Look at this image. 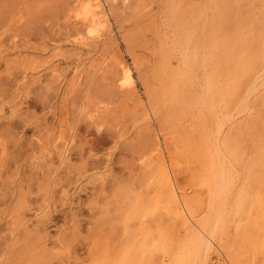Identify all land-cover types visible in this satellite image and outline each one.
<instances>
[{
  "label": "rangeland",
  "instance_id": "374dc122",
  "mask_svg": "<svg viewBox=\"0 0 264 264\" xmlns=\"http://www.w3.org/2000/svg\"><path fill=\"white\" fill-rule=\"evenodd\" d=\"M88 1L0 0V264H264V0Z\"/></svg>",
  "mask_w": 264,
  "mask_h": 264
},
{
  "label": "bare ground",
  "instance_id": "6f19581e",
  "mask_svg": "<svg viewBox=\"0 0 264 264\" xmlns=\"http://www.w3.org/2000/svg\"><path fill=\"white\" fill-rule=\"evenodd\" d=\"M211 1H212V0H211ZM86 2H87V1H86ZM86 4H87V3H86ZM86 6H87V5H86ZM89 8H93L94 12H93V11L91 12L90 10H88ZM85 9H86V10H85V14H84V13H83V14L86 15V16L84 17V19H86L87 22H85L83 25H89V24L91 25V23H92L93 20L95 19V17H94V16L96 15L95 13H97V14H98V13H101V14H102V12H103L102 9H101L100 1H99V0H89V1H88V6H87V8H85ZM86 11H87V12H86ZM105 11H106V10H105ZM89 13H90V14H89ZM106 14H107V12H106ZM89 15H91V17L88 18ZM80 16L83 17L82 13H81ZM96 16H97V15H96ZM187 17H188V16H187ZM77 18H78V17L76 16V19H77ZM100 19H101V18H100ZM102 20H103V19H102ZM186 20H187V18H186ZM77 21L79 22V20H77ZM243 27H244V24H243ZM243 32H244V31H243ZM211 33H212V32H211ZM235 33H236V32H235ZM240 33H241V32H240ZM93 34H94V30H90V34H89V36H92ZM197 34H198V32H197ZM208 35H209V34H208ZM213 35H214V33H213ZM190 36H192V35H190ZM210 36H212V35H210ZM216 36H217V35H216ZM238 36H239V35H238ZM244 36H246V39H247V38H248L247 36H249V34H248V35H247V34H246V35L244 34ZM185 37L187 38V35H186ZM195 37H196V36H195ZM195 37H194V35H193V38H195ZM213 37H214V36H213ZM241 37H242V34H241ZM251 37H253L252 34H251ZM186 38H185V39H186ZM196 38H197V37H196ZM209 38H211V37H209ZM242 38H245V37H242ZM259 38H260V37H259ZM261 38H263V37H261ZM261 38H260V39H261ZM81 39H83V38H81ZM81 39H80V40H81ZM90 39H91V38H90ZM90 39H89V40H90ZM246 39H245V40H246ZM86 40H87V39H86ZM193 40H194V39H193ZM208 40H209V39H208ZM238 40H242V39H241V38L239 39V37H238V38H237V41H238ZM256 40H257V38H256ZM82 41H83V40H82ZM84 41H85V40H84ZM191 41H192V40H191ZM197 41H198V39H197ZM212 41H214V40L212 39ZM231 41H232V40H231ZM235 41H236V40H235ZM237 41H236V42H237ZM242 41H244V40H242ZM261 41H262V40H261ZM80 42H81V41H80ZM92 42H93V41H92ZM207 42H209V41H207ZM245 42H246V41H245ZM81 43H82V42H81ZM87 43H88V42H87ZM90 43H91V42H90ZM180 43H181V42H180ZM189 43H190V42H189ZM78 44H79V43H78ZM84 44H85V43H84ZM181 44H182V43H181ZM184 44H185V43H184ZM194 44H195V43H194ZM218 44H219V43H218ZM232 44H233V43H232ZM238 44H239V42H238ZM238 44H236L237 47H238V46L240 47L241 44H239V45H238ZM242 44H243V42H242ZM256 44H258V42H257ZM256 44H255V45H256ZM259 44H260V43H259ZM81 45H82V44H81ZM85 45H86V44H85ZM176 45H177V44H176ZM185 45H188V43L185 44ZM189 45H190V44H189ZM191 45H192V44H191ZM208 45H209V44H208ZM225 45H226V44H225ZM244 45H245V44H244ZM248 45H249V44H248ZM252 45H253V44H252ZM252 45L250 46L251 49H253V50L250 49L251 51L255 52V51H254L255 49L258 50V48H255V47L252 48ZM86 46H87V45H86ZM198 46H199V45H198ZM246 46H247V44H246ZM258 46H259V45H258ZM258 46H256V47H258ZM222 47H224V46L222 45ZM229 47H230V46H229ZM229 47H226V48H229ZM241 47L243 48L242 45H241ZM248 47H249V46H248ZM211 48H212V47H211ZM224 48H225V47H224ZM233 48H234V53H235V48H236V47H233ZM259 48H260V46H259ZM187 49H188V48H187ZM191 49H192V48H191ZM209 49H210V48H208L207 51H209ZM244 49H245V48H244ZM244 49H242V50H244ZM248 49H249V48H248ZM213 50H214V49H213ZM213 50H212V51H213ZM229 50H230V48H229ZM229 50H228V51H229ZM239 50H240V48H239L237 51H239ZM228 51H227V52H228ZM259 51H260V50H259ZM197 52H198V51H197ZM209 52H210V51H209ZM231 52H233L232 49H231ZM241 52L243 53V51H241ZM241 52H239V53L241 54ZM245 52L247 53L248 51L245 50ZM245 52H244V53H245ZM249 52H250V51H249ZM257 52H258V51H256V53H257ZM187 53H190V52H187ZM210 53H211V52H210ZM210 53H209V54H210ZM215 53H216V52H215ZM224 53H225V49H224ZM228 53H229V52H228ZM239 53H237V55H239ZM246 53H245V55L247 56ZM250 53H251V52H250ZM256 53H253V55H255ZM258 53H259V52H258ZM179 54H180V52H179ZM212 54H213V53H212ZM230 54H231V53H230ZM197 55H198V54H197ZM205 55H206V54H205ZM223 55H224V54H223ZM228 55H229V54H228ZM231 55H233V54H231ZM231 55H230V56H231ZM245 55H244V56H245ZM251 55H252V54H251ZM257 55H258V54H257ZM257 55H256V56H257ZM181 56H182V55H181ZM188 56H189V54H188ZM213 56H214V55H213ZM216 56H217V55L215 54V57H216ZM220 56L222 57V55H220ZM220 56H219V57H220ZM239 56H240V55H239ZM244 56L242 55V58H243ZM246 56H245V57H246ZM210 57H211V56H210ZM215 57H214V58H215ZM224 57H225V56H224ZM231 57L234 58V56H231ZM236 57H237V56H236ZM248 57H250V55H249ZM253 57H255V56H253ZM187 58H188V57H187ZM207 58H208V56H207ZM216 58H218V56H217ZM216 58H215V60H216ZM226 58H227V57H226ZM251 58H252V57H251ZM256 58H257V57H256ZM256 58H255V59H256ZM259 58H260V57H259ZM261 58H263V57H261ZM183 59H184V57H183ZM189 59H190V58H189ZM209 59H210V58H209ZM221 59H222V58H221ZM239 59H240V58H239ZM243 59H244V60H243ZM243 59H242V60H243L244 62H246V61H245V58H243ZM246 59H247V57H246ZM252 59H253V58H252ZM252 59H251V60H252ZM185 60H186V58H185ZM211 60H213V59L211 58ZM211 60H210V61H211ZM224 60H225V58H224ZM224 60L222 59V61H224ZM234 60H235V58H234ZM237 60H238V59H237ZM242 60H241V61H242ZM253 60H254V59H253ZM253 60H252L251 62H253ZM210 61H208L207 63H210ZM216 61H217V60H216ZM219 61H220V60H219ZM225 61H226V60H225ZM225 61H224V62H225ZM227 61H228V60H227ZM238 61H239V60H238ZM243 61H242V62H243ZM247 61L250 62V59L247 60ZM188 62H189V61H188ZM188 62H187V63H188ZM194 62H195V61H194ZM217 62H218V61H217ZM244 62H243V63H244ZM219 63L222 64L221 61H220ZM219 63H217V64H219ZM231 63H232V62H231ZM205 64H206V63H205ZM210 64H211V63H210ZM217 64H216V66H217ZM225 64H227V63H224V65H225ZM237 64H239V62H237ZM241 64H242V63H241ZM248 64H249V63H248ZM222 65H223V64H222ZM222 65H221V66H222ZM224 65H223V67L226 66V65H225V66H224ZM235 65H236V64H235ZM252 65H253V64H252ZM184 66H185V65H184ZM188 66H189V65H188ZM211 66H212V65H211ZM238 66H239V65H238ZM240 66H241V65H240ZM247 66H248V65H247ZM250 66H251V65H250ZM122 67H123V72H124V73H123V77H122L121 82H120V86H121V87H123V86H126V87H127V84H131V83H132V78H131L130 70H129L127 67H125L124 65H123ZM186 67H187V66H186ZM217 67H219V65H218ZM230 67H231V65H230ZM248 67H249V66H248ZM208 68H209V64H208ZM227 68H228V67H227ZM240 68H241V67H240ZM240 68H239V69H240ZM243 68H245V67H243V65H242V68H241V69H243ZM184 69H185V68H184ZM189 69H190V68H189ZM189 69H188V70H189ZM209 69H211V68H209ZM216 69H217V68H216ZM222 69H224V68H221V70H222ZM241 69H240V71H243V70H241ZM190 70H191V69H190ZM190 70H189V72H190ZM219 70H220V67H219L217 73L219 72ZM232 70H233V69H232ZM236 70H237V68H236ZM182 71H183V70H182ZM186 72H187V71H186ZM186 72H185V74H186ZM190 73H191V72H190ZM215 73H216V72H215ZM217 73H216V75H217ZM243 73H244V72H243ZM219 74H220V73H219ZM221 74H222V73H221ZM189 75H190V74H189ZM211 75H212V74H211ZM224 75H225V74L223 73V76H224ZM246 75H247V74H246ZM183 77H185V76H183ZM214 78H215V76H214ZM178 79H179V78H178ZM184 79H185V78H184ZM212 79H213V78H212ZM182 80H183V79H182ZM213 80H214V79H213ZM189 81H190V80H189ZM179 82H180V80H179ZM182 82H183V81H182ZM234 82H235V81H234ZM206 83H207V82H206ZM225 83H226V82H225ZM242 83H243V82H242ZM240 84H241V81H240ZM240 84H239V85H240ZM180 85H181V84H180ZM199 85H200V84H199ZM221 85H222V84H221ZM232 85H233V84H232ZM129 86H131V85H129ZM184 86H185V85H184ZM236 86H237V85H236ZM236 86H235V87H236ZM174 87H175V86H174ZM179 87H180V86H179ZM211 87H212V86H211ZM231 87H232V86H231ZM231 87H230V88H231ZM177 88H178V86H177ZM202 88H203V87H202ZM212 88H213V87H212ZM230 88H229L228 90H230ZM219 89H220V87H219ZM233 89H234V88H233ZM175 90H176V89H175ZM196 90H197V89H196ZM228 90H227V91H228ZM235 90H237V87L235 88ZM238 90H239V89H238ZM177 91H178V90H177ZM179 91H180V90H179ZM231 92H232V91H231ZM234 92H235V91H234ZM196 93H197V92H196ZM211 93H212V92H211ZM228 93H229V92H228ZM208 94H209V92H208ZM225 94H227V93H225ZM206 95H207V93H206ZM206 95H205V96H206ZM232 95H234V94H232ZM176 96H177V95H176ZM211 96H212V95H211ZM230 97H231V96H230ZM174 98H175V97H174ZM233 98H234V97H233ZM244 98H246V97H244ZM195 99H196V98H195ZM204 99H208V97H207V98H204ZM173 100H174V99H173ZM198 100H199V99H198ZM227 100H228V99H227ZM242 100H243V99H242ZM242 100H241V101H242ZM201 101H202V100H201ZM229 101H230V100H229ZM178 102H179V99H178ZM204 102H205V101H204ZM204 102H203V104H204ZM206 102H208V101H206ZM212 102H213V101H212ZM225 102H226V101H225ZM230 102H232V101H230ZM227 103H228V102H227ZM174 104H176V103L174 102ZM179 104H180V103H179ZM198 104H199V103H198ZM200 104H201V102H200ZM207 104H208V103H206L205 105H207ZM229 104H230V103H229ZM212 105H213V104H212ZM212 105H211V106H212ZM182 106H183V104H182ZM189 106H190V105H189ZM202 106H203V105H202ZM228 106H230V105H228ZM180 107H181V106H180ZM186 107H187V106H186ZM205 107H206V106H205ZM207 107H208V106H207ZM178 108H179V107H178ZM187 108H188V107H187ZM198 108H199V107H198ZM203 108H204V107H203ZM241 108H242V107H241ZM176 109H177V108H176ZM207 109H208V108H207ZM207 109H206L205 112H207ZM227 109H228V107H227ZM243 109H244V108H243ZM181 110H182V109H181ZM186 110H187V109H186ZM201 110H203V109H201ZM236 110H237V109H236ZM240 110H241V109H240ZM203 111H204V110H203ZM215 111H216V109H215ZM185 112H186V111H185ZM238 112H239V111H238ZM215 113H216V112H215ZM215 113H214V114H215ZM228 113H229V112H228ZM222 114H223V113H222ZM222 114H221V115H222ZM236 115H237V114H236ZM225 116H227V115H225ZM225 116H224V117H225ZM220 118H221V117H220ZM220 118H219L218 120H221ZM207 119H208V118H207ZM207 119H206V120H207ZM232 120H233V119H232ZM223 121H224V120H223ZM205 122H206V121H205ZM224 122H225V121H224ZM217 123H218V122H216V124H217ZM219 123H221V122H219ZM205 124H206V123H205ZM223 124H224V123H223ZM214 125H215V124H214ZM217 126H219V125H217ZM203 127H204V126H203ZM203 127H202V128H203ZM207 127L209 128L210 126H207ZM203 129H204V128H203ZM203 129H202V130H203ZM213 129H214V128H213ZM205 130H206V129H204V132H205ZM209 130H210V129H209ZM211 130H212V129H211ZM202 132H203V131H202ZM208 132H209V131H208ZM211 133H212V132H211ZM211 133H210V134H211ZM200 134H201V133H200ZM200 134H199V135H200ZM203 134H204V133H203ZM205 134H206V133H205ZM212 134H213V133H212ZM214 135H215V134H214ZM229 135H230V134H229ZM202 136H203V135H202ZM205 136H206V135H205ZM211 136H212V135H211ZM211 136H210V137H211ZM226 136H227V134H226ZM213 137H215V136H213ZM213 137H212V138H213ZM201 138H202V137H201ZM199 139H200V138H199ZM199 139H197V140H199ZM210 139H211V138H210ZM200 140H201V139H200ZM226 141H227V139H226ZM204 142H205V141H204ZM204 142H203V143H204ZM214 144H215V142H214ZM223 144H224V143H223ZM207 145H208V143H207ZM210 146H211V145H210ZM210 146H208V147H210ZM212 146H213V145H212ZM203 147H204V146H203ZM203 147H202V148H203ZM213 147H214V146H213ZM217 147H218V146H217ZM199 148L202 149L201 147H199ZM257 148H258V147H257ZM200 149H199V150H200ZM211 149H212V147H211ZM213 149H214V148H213ZM220 150H221V149H220ZM220 150H219V151H220ZM202 151H203V149H202ZM203 152H204V151H203ZM220 152H221V151H220ZM210 153H211V152H210ZM213 153H214V152H213ZM203 155H204V154H203ZM209 155H210V154H209ZM210 156H211V155H210ZM222 156H223V155H222ZM212 157L215 159L214 155H212L211 158H212ZM202 158H203V157H202ZM209 158H210V157H209ZM206 159H207V158H206ZM210 160H211V159H210ZM225 160H226V158H225ZM202 161H203V160H202ZM202 161H200V162H202ZM204 161L206 162V160H204ZM214 161L216 162V159H215ZM219 161H220V160H219ZM219 161H218V162H219ZM226 161H227V160H226ZM205 162H204V163H205ZM215 162H214L213 164H215ZM256 162H257V161H256ZM211 163H212V162H211ZM240 163H241V162H240ZM240 163H239V164H240ZM228 164H229V163H228ZM218 165H219V163H218ZM203 166H204V164H203ZM215 166H216V165H215ZM230 166H231V164H230ZM209 167H210V166H209ZM212 167H213V166H212ZM221 167H222V166H221ZM203 168H205V167H203ZM217 168H218V167H217ZM231 168H232V167H231ZM251 168H252V167H251ZM201 169H202V167H201ZM219 169H220V168H219ZM203 170L205 171L206 169H203ZM203 170H202V171H203ZM208 170H209V169H208ZM215 170H216V169H215ZM215 170H214V171H215ZM223 170H224V169H223ZM220 171H221V170H220ZM224 172H225V171H224ZM249 172H250V171H249ZM205 173H206V172H205ZM208 173H209V172H208ZM215 173L217 174V172H215ZM235 173H236V171H235ZM220 174H222V173L220 172ZM223 174H224V173H223ZM230 174H231V173H230ZM230 174H229V175H230ZM244 174H245V173H244ZM225 175H226V174H225ZM227 175H228V174H227ZM220 176H221V175H220ZM220 176H219V174H218L216 177H220ZM222 176H223V175H222ZM230 177H232V174H231ZM214 178H215V177H214ZM225 179H227V178L225 177ZM225 179H224V181H226ZM228 179H229V177H228ZM228 179H227V180H228ZM224 181H223V182H224ZM209 182L211 183V181H209ZM217 182H218V181H217ZM226 182H228V181H226ZM231 182H232V180H231ZM221 183H222V182H221ZM232 183H233V182H232ZM236 183H237V182H236ZM234 184H235V183H234ZM217 185H220V183H218ZM224 185H225V184H224ZM211 186H212V185H211ZM221 186H222V185H221ZM223 187H224V186H223ZM223 187H220V186L218 187V189H217V191H219L218 194L222 192V188H223ZM225 187H226V186H225ZM227 187H228V186H227ZM227 187H226V188H227ZM213 188H214V187H213ZM228 189H229V188H228ZM235 190H236V189H235ZM238 190H240V189H238ZM213 191H214V190H213ZM226 191H227V190H226ZM227 192H228V191H227ZM225 193H226V192H225ZM236 193H237V192H236ZM227 195H228V194H227ZM222 196H223V195H222ZM226 197H227V196H226ZM219 198H220V197H219ZM221 199H222V198H221ZM219 200H220V199H219ZM169 202H170V201H169ZM225 205H226V204H225ZM210 206H211V205H210ZM222 206H223V205H222ZM230 206H231V205H230ZM225 207H226V206H225ZM223 208H224V207H223ZM176 209H177V208H176ZM225 209H226V208H225ZM176 213H177V212H176ZM178 213H179V212H178ZM180 214H181V213H180ZM187 218H188V217H187ZM179 219H180V218H179ZM208 219H209V218H208ZM188 220H189V219H188ZM212 220H213V219H212ZM190 222H191V221H190ZM191 223H192V222H191ZM209 223H210V222H209ZM187 225H188V224H187ZM209 226H210V225H209ZM204 227H205V226H204ZM207 227H208V225H207ZM187 229H189V228H187ZM215 231H216V230H215ZM191 232H192V231H191ZM193 235H194V234H193ZM196 235H197V234H196ZM196 238H197V236H196ZM204 244H205V243H204ZM194 246H195V245H194ZM196 247H197V245H196ZM199 247H200V245L198 246V249H200ZM203 247H204V245H203ZM203 247H202V248H203ZM202 248H201V249H202ZM198 251H199V250H198ZM199 255H200V253H199Z\"/></svg>",
  "mask_w": 264,
  "mask_h": 264
}]
</instances>
